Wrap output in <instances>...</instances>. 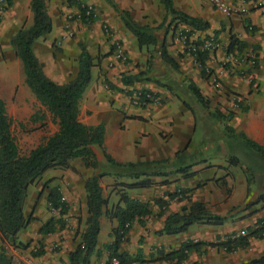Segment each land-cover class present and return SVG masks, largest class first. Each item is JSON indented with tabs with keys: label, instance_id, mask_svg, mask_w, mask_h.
<instances>
[{
	"label": "crops",
	"instance_id": "1",
	"mask_svg": "<svg viewBox=\"0 0 264 264\" xmlns=\"http://www.w3.org/2000/svg\"><path fill=\"white\" fill-rule=\"evenodd\" d=\"M111 1L117 8L127 10L129 17L137 23H144L155 6L163 9L159 0ZM172 3L175 9L201 18L208 24L205 29L193 30L188 35V43L194 40L200 42L210 36L217 42L216 47L207 52L203 63L204 71L193 60L187 44H184L183 37L179 35V29L190 30L182 24L174 31L169 29L165 35L161 30V36H156L158 40L162 39L171 56L180 54L179 58H175L178 68L172 70L159 62L157 57L148 66V53L143 47H137L136 40L122 25L114 8L102 7L99 18L96 17L88 24L92 29L80 28L73 39L66 34V31L71 32L69 29L61 30L60 18H54L47 12L51 18V30L32 43V51L43 73L58 84L74 77L80 42L91 55L101 56L98 65L91 67L90 80L77 102L78 121L85 125H102V148L115 161H159L155 168L159 172H165V175L150 176L152 182L146 187L125 190L129 197L148 202L149 213L144 216L142 225L137 220L131 222L125 234L126 240L119 243L118 250L134 255L139 249L144 259L156 249L168 253L185 240L210 242L232 232L241 233L243 221L230 222L232 218L221 225L192 223L190 229L191 225L186 231L176 235H158L155 231L161 228L168 213L178 211L180 205L187 203L185 197L168 198L165 195L167 192L178 188L188 189L185 194L190 200L200 201L209 212L223 215L258 193L253 194L248 190L240 167L251 171L258 164H264L239 140L227 138L223 123L205 113L187 89L188 82H192L207 99L209 109L218 110L222 114L232 112L226 121L228 126L264 146V0H251L244 5L242 11L235 14H223L212 8L206 0H172ZM9 4L2 12L0 29L3 30L10 24L9 30L14 33L23 22L21 11L27 17V25L31 22L29 0H9ZM102 22L111 32V38L120 42L125 57L123 60L113 58L110 39L99 27ZM82 25L88 26L85 23ZM229 34H234L245 43L243 49L226 51ZM57 44L60 51L54 50L53 46ZM16 59L17 57L14 68L9 67L7 76L0 74V98L5 102L10 96L9 86L18 84L14 110L23 112L27 109L25 99L33 103L35 98L17 75L19 67ZM206 68L218 74L219 87L211 83L205 73ZM138 72H145L141 80L130 85L121 83V75ZM146 77L158 80L164 86L143 79ZM108 83L115 87H108ZM136 90L149 91L155 101L144 106L132 105L129 91ZM29 115L30 113L27 116ZM43 122L42 120L41 123ZM47 124L46 127L41 124V127L32 132L16 130L19 141L25 143L28 151L39 143V138L44 135L43 127L50 130V135L57 130L55 122ZM197 132L198 138L192 139ZM243 150L248 156L246 162L242 161L243 158L239 159ZM232 155L238 160H228ZM96 158L97 170L105 172L99 179V185L107 208L117 201V190L120 188L117 182L128 180L116 176L101 153ZM73 161L68 162L69 166L65 169L46 170L38 182L27 187L22 212L25 216L29 215L30 219L17 232L16 243L3 244L9 264H68L67 254L77 244L86 216L83 181L95 172L83 166L80 160ZM183 165H189L187 172L190 174L187 176L176 171ZM150 169V166L142 165L138 172H148ZM50 177L57 178L58 190L67 209L61 216L64 222L62 227L55 225L51 232L40 234V225L52 217L45 199L48 189L42 188L43 182ZM142 177L143 175H139L138 179ZM154 198L166 201L162 210L153 203ZM262 213L264 214V207ZM98 221L96 253L91 255L90 264H104L106 250L103 245L112 241L110 230L116 224L114 219L109 220L103 214ZM27 242L29 245L25 250L38 242L41 253L27 256V251L17 245H26ZM239 249L225 252L220 247H205L203 252L201 247L196 251H188L186 258L179 264H192L199 259L201 264H237L239 261L235 255ZM153 256L156 257L154 254ZM153 262L167 264L168 260Z\"/></svg>",
	"mask_w": 264,
	"mask_h": 264
},
{
	"label": "trees",
	"instance_id": "2",
	"mask_svg": "<svg viewBox=\"0 0 264 264\" xmlns=\"http://www.w3.org/2000/svg\"><path fill=\"white\" fill-rule=\"evenodd\" d=\"M164 10V19L168 22L163 29V35L170 29L174 31L178 25H184L190 30L181 31L184 36V44L197 45L198 40L188 43V35L193 30L205 29L208 24L198 17L191 16L183 11L174 8L172 0H159ZM9 3V0H7ZM119 14L122 25L133 35L138 48L143 47L148 53V59L157 57L159 62H163L172 70L178 68L176 59L171 56L164 45L162 39L158 40L154 33L155 29L161 27L163 22L157 26L149 24H140L129 17L125 9H119L111 0H105ZM29 11L31 13V22L26 27L18 28L12 39L11 45L15 56L20 60L24 83L29 88L34 97L51 115L53 121L57 124V130L50 136L44 138L39 144L30 149L26 154H20L17 150L14 138L11 134V121L5 112L4 101L0 98V264H9V258L5 254L3 244L9 242L16 243V234L28 223L30 216H25L22 212V201L26 195V189L29 185L40 179L41 175L48 169L66 167L68 161L79 159L83 166L95 170L89 177L83 181L85 192V211L86 216L83 221V229L80 232L77 244L67 254L68 264H90V257L96 253V238L99 230L98 218L104 215L109 220L114 219L116 224L111 228L112 241L104 244L106 258L104 264H111L112 259L117 260L118 264L148 263L156 260L172 261L173 264H179L186 258L190 250H198L203 247H220L225 252H233L239 248L249 245L250 238H262L264 236V216L256 218L252 227H247L245 233H229L215 241H182L179 246L168 253L159 252V256H148L144 259L138 249L136 254L132 255L126 251H119L118 245L126 240V232L134 220L143 224V218L149 213L148 202H143L129 197L125 190L132 187H146L151 184L150 176L165 175V172H159L155 165L159 161L152 162H126L120 163L111 158L102 148L103 127L101 124L85 125L77 119V102L80 99L85 87L90 80L91 67L97 66L101 58L99 55H91L83 45H79V52L76 58L77 70L72 79L58 84L50 80L42 71L34 53L32 43L38 37L50 32L51 18L45 7V0H29ZM79 19L84 23H90L93 17L92 8L82 4L79 7ZM215 35V32L213 33ZM245 43L238 40L234 34H229L226 51L241 50ZM187 50L191 54L189 48ZM207 56L205 51H197L193 58L202 66ZM255 66V64H253ZM145 72H138L130 75H121L122 84L130 85L134 81H139ZM151 80L160 86L163 83L151 78ZM108 87L114 88L112 84ZM188 91L195 97L200 107L209 116L223 123V129L227 138L239 140L243 146L257 155L259 160L264 161V146L247 138L242 132H235L226 121L231 117L232 112L226 114L218 110H210L207 99L199 92L198 88L192 83L187 84ZM140 94L150 93L147 90H136ZM132 91H129V95ZM101 153L106 164L110 167L116 176L124 177L128 181H118L119 185L117 201L109 207H105L106 200L102 196L99 179L105 174L98 171V161L96 155ZM228 160H238L236 156H229ZM141 165V166H140ZM142 165L150 166V171L145 172ZM189 165H183L176 169L182 175H189L187 172ZM139 175H143L138 179ZM251 174L249 173V177ZM248 179V178H247ZM246 179V181H247ZM42 188H47L45 197L48 207L55 210L57 218L50 217L45 220L38 229V233L45 234L51 232L55 225L63 226L62 215L66 213L67 205L61 198L58 186L54 183V178H49L43 182ZM188 189L178 188L173 192H167L168 198L174 196L185 197L187 203L182 204L176 212L168 213L159 230L155 234L176 235L187 230L192 223H204L210 225H221L229 218L233 217L236 210L251 209L249 213H254L256 204L264 206V182L261 190L251 199L246 200L241 208L238 206L230 209L226 214H214L206 210L200 201H192L185 194ZM153 203L162 210L166 201L160 198H154ZM235 209V210H234ZM140 241V239L138 240ZM17 245H21L18 243ZM41 250H37L33 255H39ZM192 264H201L199 260H194ZM237 264H264V255L249 258L244 262Z\"/></svg>",
	"mask_w": 264,
	"mask_h": 264
},
{
	"label": "rangeland",
	"instance_id": "3",
	"mask_svg": "<svg viewBox=\"0 0 264 264\" xmlns=\"http://www.w3.org/2000/svg\"><path fill=\"white\" fill-rule=\"evenodd\" d=\"M4 1H5V3H3L2 8L0 9V25H1V19H2V12L5 11L7 9V7H9V5H10L7 2V0H4ZM21 1H23V0H21ZM82 4L88 5L92 8L94 18H96V17L99 18L100 13L102 12V10H101L102 7H107V8L113 9V7L109 3L105 2V0H46L45 7H46V11L48 13H50V15L52 17L55 18L58 16V18H60L61 23H62L60 25L61 30L68 28L71 31L70 32V38L73 39L75 37V34L80 31V28L81 29H84V28L92 29V26L90 27L88 25L89 23H85L88 26H83L82 23H84V22H82L78 17L79 7ZM21 15H22L23 22L21 23L19 28L27 26L26 15L23 14L22 11L20 13V16ZM30 15H31V13H30ZM146 17H148V19L145 20L144 23H140V24L146 23V24H149V25L154 27V26H157L160 22H163V25L161 27L155 29V35L158 36V38H159L161 36V30L164 29V27L166 26V24L168 22L167 18L164 19L163 9H161L157 5L154 7L151 15L146 16ZM54 22H55L54 24L56 26V21H54ZM65 26H67V27H65ZM99 27L102 30V32H105L104 28H108L104 22H102ZM9 28H10V24L7 25V28H5L3 30L0 29V74H4L5 76H7V72L9 71V67L14 68V66H15L14 63H15V58H16L14 51H13V48H12V45H11V39H12L15 32L13 33L12 31L9 30ZM52 45H53V43H52ZM79 45H84V44L82 42H80ZM53 47H54L55 51L61 50V48L59 47V44H57ZM179 57H180L179 53L176 56H174V58H179ZM155 58H156V56L153 58H150L149 60H147L146 64H148V66H150L153 63V61H155ZM16 60H17V65L19 67L17 75L20 77V81L24 82V75L22 72L21 62L19 61L18 58ZM5 65H8V66L6 67ZM158 73H160V72H158ZM162 73H163V75H167L165 72H162ZM168 76L170 77V73H168ZM17 87H18V84H11L9 86L10 96L4 102L5 112L11 121L10 130H11V134H12L13 138H15L14 141H16L15 144L17 146V150L20 154H26L28 152V147L25 146L24 142L19 141L20 138H18L19 135H17L16 130L22 129V130H26L27 132H32L36 128L41 127V124L42 125L44 124V127H46V126H48V124H47L48 122H51L52 124H54V121H53L51 115L49 114V112L45 109V107L43 105L40 104V102L35 97H34L35 101L33 103L28 102L25 99V104L27 105V109H26V111H23L24 113L22 112V110H18V111L14 110V109H16V108H14L15 103H16L14 98L16 96L15 93H18ZM210 110H213V109H210ZM29 113H30V115L27 116ZM27 120L29 122H27ZM42 120L44 121L43 123H41ZM44 127H43L44 135H41V137L39 138V140H38L39 143L44 138L50 136V130L46 129ZM33 134H34V132H33ZM197 134H198V132L193 135L192 139H197L198 135H199V134L198 135ZM33 141L35 142L34 137H33ZM253 154H254V156L257 157V155L255 153H253ZM239 155H240L239 159L243 158L244 160H242V161L246 162V159L248 158V156L245 154V150H243V154H241V152H240ZM73 160H79V159H77V158L72 159V160H69L68 162H72ZM68 166L69 165H67L66 167H60L58 169H65ZM240 169L243 172L245 180L248 178L246 181L247 185H248V190L253 194L257 191L259 192V190H261V185L264 182V164H261V163L258 164V167H255L251 171H249V169L245 170V169H243V167H240ZM49 170L52 171V170H55V168L49 169ZM249 172L251 174L250 177L248 174ZM50 178H54V183L57 184V178L56 177H50ZM38 180L36 182H38ZM57 186H58V184H57ZM251 199H252L251 197L246 198L240 205H238V208H241L243 206V204L246 202V200H251ZM263 207H261L260 204H256L254 206V208H256V211L254 213H249V211L251 209L236 210L233 214L234 216L231 217L232 219L230 220V222H233V221L234 222H236V221L242 222L243 221V223L241 225V229H242L241 233H245L247 227L253 226V223H254L256 218L264 216V214L262 213ZM48 210L52 213L51 216L54 219L58 217L57 212L51 211L49 207H48ZM26 216H29V215H26ZM191 227H192V225L189 227V229ZM232 233H234V232H232ZM28 245L29 244L27 242L26 245L22 243L20 246L23 247L22 250L24 251L25 247H27ZM39 249H40V245L38 242H36V243H34V245L29 246V248L27 250H25V251H27L26 255L27 256H35V255H33L34 252H36ZM160 251L162 252V249H156V251H154V253H149V256L151 255L152 257H154L153 254L155 256H158ZM260 255H264V236L262 238H258V239L250 238L249 245L247 247L239 249L237 251V255H235V256H237V258H236L237 261L244 262V261L248 260L249 258L258 257ZM199 261H200V259H199ZM166 263L167 264H173L172 261H168ZM151 264H154V262L152 261Z\"/></svg>",
	"mask_w": 264,
	"mask_h": 264
},
{
	"label": "built area",
	"instance_id": "4",
	"mask_svg": "<svg viewBox=\"0 0 264 264\" xmlns=\"http://www.w3.org/2000/svg\"><path fill=\"white\" fill-rule=\"evenodd\" d=\"M207 1L210 3V5L214 9L218 10L219 12H221L223 14H235V13H239L240 11H242L244 5L251 0H231V1L230 0H207ZM3 3H5V1L0 0V9L2 8ZM88 8H89V6H88ZM65 27H67V26H65ZM65 29H68V28H65ZM104 31H105L104 34L110 39L111 53L113 55V58L115 60H122L124 58V52H123V49H122L120 42L115 38H111V32L108 30V28H104ZM181 31H182V29L178 30L179 35L181 37H183V39H184V36H182ZM66 34L70 35V32L66 31ZM216 45H217L216 40L212 36H210V37L206 38L205 40L200 41L197 45L188 44L187 47L189 48V50L191 52L192 58H194L196 56L197 51L209 52L212 49H214L216 47ZM194 61H196V60H194ZM205 73L207 74L211 83L214 86H216V87L220 86L217 73L210 72V70H208L207 68L205 69ZM129 101L132 105L144 106L145 104L149 103L150 101H155V98H154L152 93H145L142 95L139 93V91H133L129 95ZM238 101L239 100L237 99L236 102H238ZM50 210L53 212L55 211L51 208H50ZM111 264H118L117 260L112 259Z\"/></svg>",
	"mask_w": 264,
	"mask_h": 264
}]
</instances>
